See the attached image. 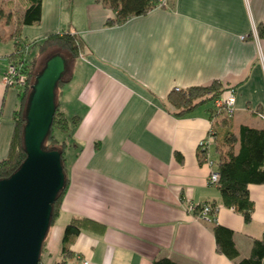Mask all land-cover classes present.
<instances>
[{"label":"crops","instance_id":"1","mask_svg":"<svg viewBox=\"0 0 264 264\" xmlns=\"http://www.w3.org/2000/svg\"><path fill=\"white\" fill-rule=\"evenodd\" d=\"M42 1V20L23 26L22 37L33 42L68 31L84 43L81 55L69 59L58 94L60 110L74 124V147L43 263L154 264L168 257L178 264H237L250 257L254 240L264 238V184L249 185L255 209L247 224L224 205L219 187L208 181L212 169L199 159L213 121L223 130L213 101L180 113L170 96L218 81L236 91L233 132L264 127V37L254 32L264 24V0H175L120 24H108L116 13L96 0ZM14 29L0 20V163L10 151L20 102L19 90L2 80ZM209 151L217 162L216 144ZM187 199L218 205L215 221L188 210ZM74 217L103 228L74 235L66 256L64 230ZM217 224L234 232L237 259L217 247Z\"/></svg>","mask_w":264,"mask_h":264},{"label":"trees","instance_id":"2","mask_svg":"<svg viewBox=\"0 0 264 264\" xmlns=\"http://www.w3.org/2000/svg\"><path fill=\"white\" fill-rule=\"evenodd\" d=\"M30 5H24L22 0H10L5 3L0 0V20L6 23L12 22L15 25L14 29L9 36L8 40L14 42L15 49L8 56L9 61L16 65L20 74H24L27 79L24 87H19V105L14 111V123L15 130L14 136L11 142L10 151L4 161L0 163V179L11 176L19 166L27 158L23 145V128L25 125V106L27 103V97L30 93V87L34 81V77L38 71L35 70V62L39 55H45L49 50H53L60 53L68 60V66L70 60L78 58L81 55V51L84 48V43L75 34L66 31L65 33L50 34L42 40H36L33 42H27L21 35V29L23 26H32L42 20V0H30ZM106 6L113 9L116 15L109 19L108 24H120L133 16H141L147 12L153 10L155 2L157 0H96ZM18 8V9H17ZM258 35L264 37V24H260L257 28ZM37 50V51H35ZM34 51V53H33ZM70 59V60H69ZM70 72V68L67 75ZM65 81H61V83ZM226 88H223L221 82L215 81L208 87L191 88L188 91L178 89L173 91L170 99L173 104L181 108L180 113L189 112L191 109L201 105V102H212L217 97H222L225 94ZM56 114L53 119V125L50 131L48 140L46 141L47 148H57L62 151L64 165L66 164V155L71 143H67L63 135L66 133L70 137V128L73 121L68 119L62 110H60L59 103L56 109ZM216 117H222L220 125L223 127L221 133L217 130L218 120L213 121L211 124L214 130L213 140L211 144H216L217 152L220 153L217 163V169L220 173L219 182L217 186L221 191L222 202L226 207L233 208L236 212L241 213L244 217V221L250 224L253 218V211L255 209V202L251 199L249 190L250 184H264V127L255 128L249 125H243L239 128L237 133L233 132L232 118L226 110H217L214 103L212 111ZM62 133V137L59 136ZM70 132V133H69ZM220 135L221 137L219 138ZM58 144V146H51L48 143ZM74 144V143H73ZM236 144L239 149L235 151ZM229 147L225 153L224 147ZM209 152V151H207ZM206 152V153H207ZM201 162L203 159L199 156ZM66 170V165H65ZM69 178L65 190L60 195L59 199L54 204V213L52 218V224L55 222V218L59 215L60 205L62 202V196L68 189ZM96 227L103 228V225L88 218L74 217L65 228V234L63 237L64 251L66 256H69L67 244L68 241L81 233L85 229H96ZM214 234L217 240V247L227 257L237 259L239 251L234 243V232L220 224L214 227ZM46 241V240H45ZM45 241L43 242L42 257L40 264L43 263ZM154 264H178L168 257L157 259ZM237 264H264V238L262 240H254L252 253L250 257L241 259Z\"/></svg>","mask_w":264,"mask_h":264},{"label":"water","instance_id":"3","mask_svg":"<svg viewBox=\"0 0 264 264\" xmlns=\"http://www.w3.org/2000/svg\"><path fill=\"white\" fill-rule=\"evenodd\" d=\"M69 68L68 60L55 53L30 85L23 128L27 158L11 176L0 179V264H40L54 204L68 180L62 151L45 143L57 111L59 83Z\"/></svg>","mask_w":264,"mask_h":264},{"label":"built area","instance_id":"4","mask_svg":"<svg viewBox=\"0 0 264 264\" xmlns=\"http://www.w3.org/2000/svg\"><path fill=\"white\" fill-rule=\"evenodd\" d=\"M175 0H157L155 3V7L158 8H170L171 5L174 3ZM254 32L257 34V29L254 28ZM242 38L245 39L246 36L242 35ZM261 56V55H260ZM263 59V57H262ZM264 60V59H263ZM2 80L4 81L5 85L9 87H16L17 90L19 87H24L27 83L26 76L24 74L19 73V69L16 68V65L13 62H10L7 66V70L3 74ZM30 87V85H29ZM215 107L217 110L225 109L227 114L230 117L235 116V109H236V91L234 88H226L225 94L222 97H217L214 100ZM260 117L264 120V115L260 114ZM214 134V130L211 128L209 132V138L207 140H203L199 144L200 150V157L203 159V163L207 164L211 169L212 172L208 178V181L211 185H217L220 178L219 170L217 169V163L215 160L209 157V145L212 143V136ZM207 152V153H206ZM185 207L190 210L191 212L198 211L199 218L204 221H215L216 212L219 209V206L212 205L210 203H205L203 205H199L196 203H192L190 200L187 199L183 203ZM82 264H91L88 259L84 260Z\"/></svg>","mask_w":264,"mask_h":264},{"label":"rangeland","instance_id":"5","mask_svg":"<svg viewBox=\"0 0 264 264\" xmlns=\"http://www.w3.org/2000/svg\"><path fill=\"white\" fill-rule=\"evenodd\" d=\"M56 50H58V49H56ZM56 50L55 51H53V50H49V52H47V54H45V55H39V57H38V59H37V62H35L36 64H35V70L36 71H39L41 68H42V66L44 65V63H45V61L51 56V55H53V54H55V53H57L56 52ZM37 51V50H36ZM33 53H34V51H33ZM69 75H66V78H65V82L68 80V77ZM65 82H63V83H61L60 84V86L58 87L59 89H58V92H57V99H58V94H59V92H60V87L62 86V84H64ZM59 107H60V105H59ZM74 127V124H71V128H70V131H71V129ZM70 133V132H69ZM59 136L60 137H62V133L60 134V132H59ZM63 138H65L66 139V141H67V143H71V148H69V153L71 152V149L74 147V144L71 142V134H70V137H69V134L68 133H66V135H63ZM53 141H51V143H48L49 145H51V146H58V144L56 145V144H53L52 143ZM69 153L67 154V153H65V154H67V155H69ZM211 151H209V157L212 159V157H211ZM214 156H215V158H217L216 157V155L214 154Z\"/></svg>","mask_w":264,"mask_h":264}]
</instances>
